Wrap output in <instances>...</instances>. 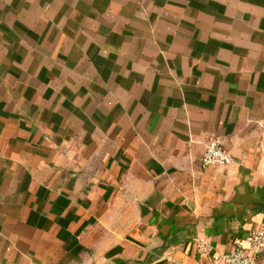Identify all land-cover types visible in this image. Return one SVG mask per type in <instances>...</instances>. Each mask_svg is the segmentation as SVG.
<instances>
[{
	"label": "crops",
	"instance_id": "obj_1",
	"mask_svg": "<svg viewBox=\"0 0 264 264\" xmlns=\"http://www.w3.org/2000/svg\"><path fill=\"white\" fill-rule=\"evenodd\" d=\"M263 120L264 0H0V264H210L264 225Z\"/></svg>",
	"mask_w": 264,
	"mask_h": 264
},
{
	"label": "built area",
	"instance_id": "obj_2",
	"mask_svg": "<svg viewBox=\"0 0 264 264\" xmlns=\"http://www.w3.org/2000/svg\"><path fill=\"white\" fill-rule=\"evenodd\" d=\"M233 162L232 155L223 148L222 140L211 137L205 142L201 165L226 166ZM198 254L206 255L209 246L206 241L198 240L195 244ZM264 251V225L252 228L243 238L234 241L232 250L213 256L210 264H256Z\"/></svg>",
	"mask_w": 264,
	"mask_h": 264
},
{
	"label": "rangeland",
	"instance_id": "obj_3",
	"mask_svg": "<svg viewBox=\"0 0 264 264\" xmlns=\"http://www.w3.org/2000/svg\"><path fill=\"white\" fill-rule=\"evenodd\" d=\"M250 137L254 145L264 148V120L256 122L249 130Z\"/></svg>",
	"mask_w": 264,
	"mask_h": 264
}]
</instances>
